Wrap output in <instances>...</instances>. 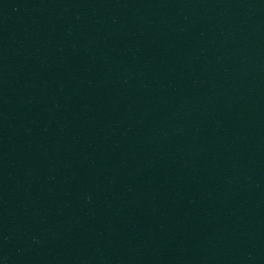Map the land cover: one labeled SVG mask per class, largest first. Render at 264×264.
I'll return each instance as SVG.
<instances>
[{
    "label": "water",
    "instance_id": "obj_1",
    "mask_svg": "<svg viewBox=\"0 0 264 264\" xmlns=\"http://www.w3.org/2000/svg\"><path fill=\"white\" fill-rule=\"evenodd\" d=\"M203 264H264V0H123Z\"/></svg>",
    "mask_w": 264,
    "mask_h": 264
}]
</instances>
